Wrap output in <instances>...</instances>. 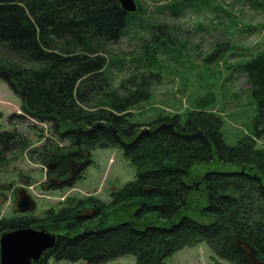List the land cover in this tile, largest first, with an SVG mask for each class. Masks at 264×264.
I'll list each match as a JSON object with an SVG mask.
<instances>
[{"label":"trees","instance_id":"trees-1","mask_svg":"<svg viewBox=\"0 0 264 264\" xmlns=\"http://www.w3.org/2000/svg\"><path fill=\"white\" fill-rule=\"evenodd\" d=\"M208 2L177 0L171 11ZM138 13L125 12L117 0H0V73L10 75L3 79L22 99L21 113L7 118L12 128L0 130V168L29 146L13 121L32 118L66 143L51 138L30 151L47 168V188L81 179L98 148L119 149L136 170L109 202L68 197L41 216L16 210L0 219V236L28 227L55 234L53 247L31 264H104L125 255L137 264H163L200 242L213 251L215 264H264V149L257 145L264 134V48L232 68L245 75L255 107L249 130L235 144L225 140L222 116L202 106L135 121L133 109L150 98L160 77L149 76L157 55L144 58L146 75L115 85L105 49L132 30ZM153 27L152 41L168 43L162 27ZM197 166L204 168L195 183ZM194 190L205 196L200 212L207 222L186 214ZM135 207V214L152 211L164 223L131 218L108 225Z\"/></svg>","mask_w":264,"mask_h":264},{"label":"rangeland","instance_id":"rangeland-1","mask_svg":"<svg viewBox=\"0 0 264 264\" xmlns=\"http://www.w3.org/2000/svg\"><path fill=\"white\" fill-rule=\"evenodd\" d=\"M175 1L139 0V4L135 1L137 13L141 11L138 22L118 42L106 46L108 72L117 85L128 76H139L149 70L144 58L155 53L158 61L149 76L160 77L150 85V98L133 109V120L147 121L159 113H183L202 106L222 116L225 140L235 144L249 130L255 107L245 75L232 68L264 48V0H209L207 4H199V8L188 7L179 13L171 11ZM154 25H160L166 32L168 43L152 41L157 33ZM218 48H223L221 56L211 60ZM143 75L146 72L140 76ZM21 103L20 95L14 94L0 77V130L12 128L7 118L12 113H21ZM13 125L27 138L29 146L8 155L0 168V219L16 214L21 192H26L35 202V209L25 214L41 216L47 208L68 197L96 196L109 202L113 191L135 179V167L119 149L98 148L92 151V163L81 179L72 186L49 189L45 185L47 168L30 151L51 138L59 145L66 143L52 136L48 123L26 118L23 122L14 120ZM257 145L264 149V134ZM193 168L196 183L204 167ZM195 191L189 196L190 208L186 214L207 222L200 212L206 204L205 196ZM136 209L118 214L116 221L108 225L131 218L164 223L155 212L139 216ZM215 257L208 245L200 242L175 252L163 264H215ZM48 264L85 263L50 259ZM104 264L137 263L134 256L125 255Z\"/></svg>","mask_w":264,"mask_h":264},{"label":"water","instance_id":"water-1","mask_svg":"<svg viewBox=\"0 0 264 264\" xmlns=\"http://www.w3.org/2000/svg\"><path fill=\"white\" fill-rule=\"evenodd\" d=\"M117 1L125 12L137 9L135 0ZM0 77L10 79L6 72L0 73ZM17 209L22 213L33 211L35 202L26 192H21ZM55 239V234L32 227L3 232L0 236V264H31L53 247Z\"/></svg>","mask_w":264,"mask_h":264}]
</instances>
